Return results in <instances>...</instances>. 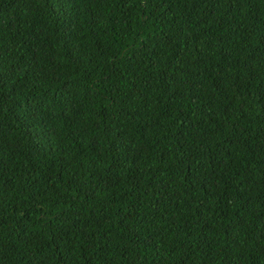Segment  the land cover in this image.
Instances as JSON below:
<instances>
[{"label":"trees","instance_id":"1","mask_svg":"<svg viewBox=\"0 0 264 264\" xmlns=\"http://www.w3.org/2000/svg\"><path fill=\"white\" fill-rule=\"evenodd\" d=\"M0 264H264V0H0Z\"/></svg>","mask_w":264,"mask_h":264}]
</instances>
